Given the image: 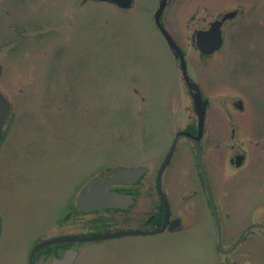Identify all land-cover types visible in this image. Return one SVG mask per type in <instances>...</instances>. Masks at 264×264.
Listing matches in <instances>:
<instances>
[{
	"label": "rangeland",
	"instance_id": "1",
	"mask_svg": "<svg viewBox=\"0 0 264 264\" xmlns=\"http://www.w3.org/2000/svg\"><path fill=\"white\" fill-rule=\"evenodd\" d=\"M134 1L121 15L94 0H0V84L12 101L0 143V264H28L33 244L58 232L62 212L96 174L167 149L173 55L152 22L158 0ZM261 4L226 30L217 70L259 102ZM191 232L88 243L77 264H217L212 224Z\"/></svg>",
	"mask_w": 264,
	"mask_h": 264
},
{
	"label": "flooded vegetation",
	"instance_id": "2",
	"mask_svg": "<svg viewBox=\"0 0 264 264\" xmlns=\"http://www.w3.org/2000/svg\"><path fill=\"white\" fill-rule=\"evenodd\" d=\"M174 1L167 0L161 16V26L172 37L183 57V70L180 60L172 57L175 85L169 88L166 99V109L172 119V137L167 149L160 155L147 157V163L117 166L145 169L134 185L114 184L109 187V191L132 197L133 203L124 208L83 211L77 207V196L82 188L102 175L96 174L76 194L74 206L70 205L62 212L60 221L55 223L58 232L44 234L33 244L28 263L31 251L42 239L110 232L154 233L163 226L165 203L167 216L162 233L115 239L179 234L190 237L188 234L192 230L211 223L217 264H264V99L256 101L254 93L217 75L223 63L219 59L224 56L226 30L256 11L264 0ZM94 2L112 6L122 11L121 15H126L134 9L135 1L132 0L131 6L125 10L118 8L114 0ZM173 3L170 19L167 13ZM158 5L159 0L152 22L163 38L153 19ZM216 23H220L221 47L213 53H204L198 48V35ZM203 49L209 50L208 45ZM3 68L1 66L0 76ZM188 80L198 87L202 99L207 101L201 125L190 105ZM4 87L6 85L0 84L6 97L1 92L0 95L8 102L10 113L11 95ZM132 91L135 95L136 91ZM172 145L174 149L169 161L159 176L160 166ZM103 214H110L111 218ZM88 215L98 216L87 219ZM69 228L73 231H64ZM87 244L65 243L42 248L34 255L33 264H52L53 260H61L70 249L77 252L73 261L77 264Z\"/></svg>",
	"mask_w": 264,
	"mask_h": 264
},
{
	"label": "water",
	"instance_id": "3",
	"mask_svg": "<svg viewBox=\"0 0 264 264\" xmlns=\"http://www.w3.org/2000/svg\"><path fill=\"white\" fill-rule=\"evenodd\" d=\"M132 0H114V3L118 8L128 9L131 6ZM167 0H159V5L157 10L154 13L153 19L155 26L162 34L169 50L175 58H178L181 63V68L183 70V57L177 48L174 40L169 35V33L161 26V16L163 10L165 9ZM229 17V16H228ZM227 17V18H228ZM220 23L212 25V27L198 35L197 45L198 48L204 53H213L221 47L222 39L220 33ZM209 50H204L203 47L207 46ZM187 92L189 96L190 103L193 108L194 114L198 118V124L201 125L203 120V115L207 106V101L202 99V96L199 92L198 87L195 84H192L189 80L186 81ZM9 117V104L8 102L0 95V135L3 132L5 123ZM174 149V145L167 155L166 159L162 163L159 169L158 175L160 176L163 170L166 167V164L169 161L170 155ZM145 172V169L142 167L134 168H107L102 172L98 178L94 181L87 183L77 196V207L83 211L97 210L104 207H120L124 208L133 203L132 197L127 194H119L117 192L109 191V187L114 184H125V185H134L141 175ZM164 221L163 226L156 232H110L104 234H96L92 236H70V237H61L52 240H40L33 248L29 256V263L33 264V258L37 251L42 248H46L51 245L57 244H76V243H93L105 240H111L119 237L131 236V235H145L150 236L154 234H160L164 230V224L167 216V206L164 203ZM174 225H172V228ZM220 247V246H219ZM77 256L75 250H68L65 252L64 257L61 260H53L52 264H73Z\"/></svg>",
	"mask_w": 264,
	"mask_h": 264
},
{
	"label": "trees",
	"instance_id": "4",
	"mask_svg": "<svg viewBox=\"0 0 264 264\" xmlns=\"http://www.w3.org/2000/svg\"><path fill=\"white\" fill-rule=\"evenodd\" d=\"M2 139H3V134L0 135V143H1ZM0 233H1V219H0Z\"/></svg>",
	"mask_w": 264,
	"mask_h": 264
}]
</instances>
